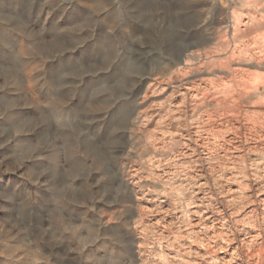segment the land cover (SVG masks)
I'll use <instances>...</instances> for the list:
<instances>
[{
	"label": "rangeland",
	"instance_id": "obj_1",
	"mask_svg": "<svg viewBox=\"0 0 264 264\" xmlns=\"http://www.w3.org/2000/svg\"><path fill=\"white\" fill-rule=\"evenodd\" d=\"M0 264H264V0H0Z\"/></svg>",
	"mask_w": 264,
	"mask_h": 264
}]
</instances>
